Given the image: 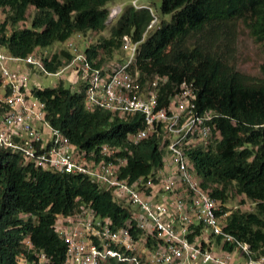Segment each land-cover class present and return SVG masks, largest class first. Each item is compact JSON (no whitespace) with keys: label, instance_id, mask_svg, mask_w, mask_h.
<instances>
[{"label":"trees","instance_id":"16d2710c","mask_svg":"<svg viewBox=\"0 0 264 264\" xmlns=\"http://www.w3.org/2000/svg\"><path fill=\"white\" fill-rule=\"evenodd\" d=\"M110 1L0 0V46L22 58L64 44L75 34L103 31ZM30 7V25L21 26ZM157 14L158 26L137 48L138 80L166 78L158 89L159 106L167 104L182 82L190 83L196 110L219 114L214 122L220 139L188 150L187 156L212 197L250 203L230 213L225 229L258 249L264 245V75L253 80L236 68L234 59L240 26L264 47V0H161ZM151 18L146 8H121L109 37L84 43L82 51L92 67H107L104 56L113 58L114 52L122 51L123 35L140 40ZM72 57L64 47L40 59L55 73ZM78 83L66 86L58 80L51 87L33 86L50 124L80 149L97 151L104 144L119 148V155L126 157L122 176L135 178L157 169L164 154L160 143L166 140L154 134L137 144L127 143L126 136L141 126L142 116L87 109L84 82ZM81 207L115 228L130 223L132 233L138 234L130 206L116 202L110 188L82 174L23 164L19 154L0 149V264H15L21 253L32 262L34 255L24 246L27 237L47 256L43 264H62L66 248L54 224L58 216H73Z\"/></svg>","mask_w":264,"mask_h":264},{"label":"built area","instance_id":"2783aa9c","mask_svg":"<svg viewBox=\"0 0 264 264\" xmlns=\"http://www.w3.org/2000/svg\"><path fill=\"white\" fill-rule=\"evenodd\" d=\"M135 8H146L152 18L141 39L122 36L120 62L105 68L92 67L82 49L70 38L65 48L73 55L68 67L84 82V105L110 111L119 116H142L141 126L126 136V142H138L154 134L161 135L164 151L161 165L147 175L135 178L120 175L126 157L119 148L107 144L97 151L75 146L61 129L46 118L45 104L28 86L23 68L48 72L40 56L30 53L15 57L0 46V149L21 157L23 164H33L60 173L82 174L99 185L110 188L113 199L131 208L130 223L113 227L110 221L89 208L81 207L73 216H58L54 228L65 244L62 264H264V245L258 249L225 229L230 213L244 205L212 197L200 184L188 150L220 139L212 110H196L192 84L182 82L159 106V87L165 77L154 76L140 83L135 68L139 44L159 23L149 4L132 0ZM121 7L109 9L108 19L117 18ZM134 68V69H133ZM26 253L15 264H43L47 256L27 237ZM228 247V249H227ZM244 260L239 262L238 255ZM236 260H238L236 262Z\"/></svg>","mask_w":264,"mask_h":264},{"label":"rangeland","instance_id":"374dc122","mask_svg":"<svg viewBox=\"0 0 264 264\" xmlns=\"http://www.w3.org/2000/svg\"><path fill=\"white\" fill-rule=\"evenodd\" d=\"M132 0H112L107 3V8L110 9L112 7H121L124 8L126 5L130 4ZM140 3L149 4L152 6L153 11L157 14L160 7L161 0H139ZM34 12V9L30 7L28 9L27 17L25 22L21 23V26H29L31 15ZM158 15V14H157ZM2 13H0V17L2 18ZM166 20H168V16H162ZM116 18L110 21L109 19L106 22V27L103 31L100 32H88L85 35L75 34L71 37V39L77 44L79 48L84 47L85 42H95L98 40L100 36L109 37L110 28L116 23ZM65 47L64 44H53L49 47L38 49L37 55H51L53 53H60V50ZM124 55L123 51H116L111 56L113 58H108V56H104L105 65L110 66L113 65L120 60ZM234 64L238 70L252 77L253 80L257 78H261L264 75L262 65L264 64V47L261 43H257L254 39L248 34L247 30L242 29L240 26L237 42L235 46V59ZM58 75L56 74H45L40 72L39 69L34 68L32 70L30 67L23 68V71L26 73L28 78V86L32 87H51L58 82V80L63 81V83L68 86L71 85L77 87L78 86V78L74 73V70L67 65ZM233 203H237V201L232 198ZM237 259L239 262L244 260L242 255H238ZM236 260V262L238 261Z\"/></svg>","mask_w":264,"mask_h":264}]
</instances>
